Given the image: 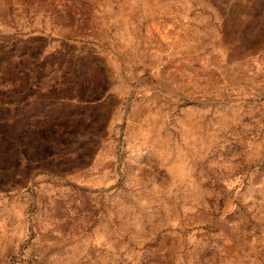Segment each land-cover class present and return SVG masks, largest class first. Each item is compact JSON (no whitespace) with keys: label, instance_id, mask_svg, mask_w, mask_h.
<instances>
[{"label":"rangeland","instance_id":"1","mask_svg":"<svg viewBox=\"0 0 264 264\" xmlns=\"http://www.w3.org/2000/svg\"><path fill=\"white\" fill-rule=\"evenodd\" d=\"M0 264H264V0H0Z\"/></svg>","mask_w":264,"mask_h":264}]
</instances>
